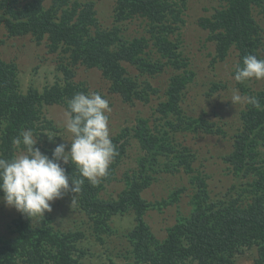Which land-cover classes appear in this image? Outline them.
Wrapping results in <instances>:
<instances>
[{
	"label": "trees",
	"instance_id": "obj_1",
	"mask_svg": "<svg viewBox=\"0 0 264 264\" xmlns=\"http://www.w3.org/2000/svg\"><path fill=\"white\" fill-rule=\"evenodd\" d=\"M222 1L224 5L213 16L200 19L216 41L215 60L226 59L232 47L239 51L241 66L243 57L249 53L264 58L260 50L261 27L253 13L254 7L264 11V0ZM45 2L0 0V29L4 28L9 37L31 35L38 44L46 40L49 51L59 58L64 74L62 83L45 87L42 92L34 86L23 92L18 63L0 57V157L17 154L12 141L26 129L33 130L39 138L36 146L51 156L52 149L63 143L58 134L63 127L45 116L43 107L63 104L68 110V101L74 94L89 90L87 81L76 79V67L99 68L108 79L107 89L120 95L125 103L133 105L137 100L149 103L159 98L152 106V117L138 116L135 125L111 136L119 154L109 174L96 185L87 179L82 185L77 199L93 220L97 237L103 238L100 234L111 229L115 215L134 211L136 224L127 237L136 264H234L232 257L240 246L256 243L258 257L254 264H264V156L260 151L264 147V110L251 105L241 111L244 126L234 134V150L223 157L237 173L251 176L250 182L233 184L226 199L215 200L206 174L197 172L189 181L197 188L190 201V212L167 227L164 239L157 237L146 220L150 209L161 210L168 202L144 198V191L153 183L152 171L175 172L184 167L187 172H195V154L182 142L174 141L177 134L192 129L225 133L216 122L188 115L182 106L185 91L196 73L189 60L182 57L180 44L172 34L185 23L183 14L188 0H117L116 25L110 29L100 26L95 0H52L49 6ZM135 17L147 22L150 38L127 39L122 34L121 22ZM5 42L0 36V45ZM154 50L159 55L149 54ZM127 62L150 76L170 70L173 74L164 89L151 82L142 85L126 66ZM222 85L216 82L213 86L218 89ZM243 89L248 92L246 87ZM250 95L258 97L264 109V90ZM131 136L144 153L138 156L132 173H125V188L118 197L105 198L102 195L105 182L115 178L118 166L132 146ZM64 167L70 177L80 178L71 163ZM186 189V186L177 189V198ZM13 225L7 227L9 236L0 237V264H19L21 258L27 264H81L82 252L79 254L76 242L84 236L82 231L57 232L46 222L35 227L23 214L14 219ZM109 264L124 263L110 260Z\"/></svg>",
	"mask_w": 264,
	"mask_h": 264
},
{
	"label": "rangeland",
	"instance_id": "obj_2",
	"mask_svg": "<svg viewBox=\"0 0 264 264\" xmlns=\"http://www.w3.org/2000/svg\"><path fill=\"white\" fill-rule=\"evenodd\" d=\"M52 0H46L45 5L49 6ZM97 2L98 17L100 26L112 28L116 25L115 8L117 0H95ZM224 5L222 0H188L187 9L184 10L185 23L172 34V37L180 44L182 57L187 58L189 66L193 68L196 75L185 91L182 100L184 111L196 118H207L216 122L225 133H209L202 130L188 131L177 134L174 141H180L195 154L193 165L194 173L187 172L184 167L175 172L152 171L154 175L152 185L147 188L143 196L148 201H159L166 199V207L150 209L146 220L153 231L161 240L167 236V227L174 225L179 216L187 215L192 207L191 199L196 193V186L190 185L191 175L199 172L205 173L209 183L210 194L215 200L226 199L233 184H248L251 176L237 173L234 167L226 160L224 155L234 150V134L244 126L241 111L247 104H237L230 101L232 92L239 90L241 95L249 96L252 92L264 90V80L251 79L244 83L234 80V67L239 61V51L232 47L229 55L224 60H215L217 54L216 41L211 38L209 29L200 24L202 17H211ZM253 13L261 27L263 44L260 48L264 56V11L260 7H254ZM122 34L131 39L135 36L150 38L149 26L141 17L122 21ZM0 36L6 42L0 45V57L7 61H16L19 66V81L23 92H27L31 86L41 92L45 87L55 83H62L63 71L60 68L59 58L56 53L49 51L46 40L38 44L31 35L9 37L4 28L0 29ZM151 45L154 46L153 40ZM150 49V48H148ZM152 56L159 55L156 50L149 52ZM126 66L135 76L138 82L145 85L151 82L155 87L164 89L173 71H166L155 75H148L127 62ZM76 79L85 80L89 84V92H98L109 101L111 111L109 116L110 135L121 132L125 127H132L137 122L138 116L152 117V106L158 98H153L149 103L137 100L133 105L125 103L120 95L110 92L107 88L108 79L102 74L99 68H86L85 65L76 67ZM216 82L223 85L218 89L214 88ZM243 87L248 89L245 92ZM67 108L63 104H52L43 107V112L48 118H52L57 125L63 127L60 135V142L66 145V151L70 150L72 135L65 129ZM132 146L128 148L127 154L123 157L117 168V173L112 181H106V187L102 195L107 197H118L125 188V173H132V167L137 165L138 156L144 151L135 137H130ZM42 152H44L41 149ZM264 156V147H260ZM45 153V152H44ZM137 160V161H136ZM182 186L187 189L180 193L177 198L176 191ZM0 195V237L6 238L7 227L14 224V219L21 213L15 208H10L2 202ZM52 211L45 213L44 217L34 218L33 226H44L47 223L57 232L82 231L84 236L76 245L81 254V264H109L114 260L124 264H136L131 251L127 233L135 224L134 211L117 214L111 221V229L102 232L103 238L97 237V232L90 219L80 205V200L72 206V197L66 195L56 200L52 205ZM14 226V225H13ZM17 235V233H15ZM14 234V235H15ZM49 246V245H45ZM48 253V252H47ZM258 257V245H243L236 251L232 260L234 264H254ZM49 258V255H47ZM21 258L19 264H27ZM196 263H198L196 261ZM50 264H53L50 262ZM138 264H151L139 262Z\"/></svg>",
	"mask_w": 264,
	"mask_h": 264
},
{
	"label": "clouds",
	"instance_id": "obj_3",
	"mask_svg": "<svg viewBox=\"0 0 264 264\" xmlns=\"http://www.w3.org/2000/svg\"><path fill=\"white\" fill-rule=\"evenodd\" d=\"M242 65L234 67V80H264V58L249 53L243 57ZM230 101L234 106L248 104L264 110L256 96L241 95L234 90ZM109 101L98 92H78L68 101L65 129L72 135L70 150L57 144L51 156L42 152L32 129L21 130L12 143L18 149L10 158L0 157V193L2 202L15 208L32 221L51 212L53 203L72 196V206L82 191L85 179L92 185L109 174L115 157L119 154L110 135ZM49 140L53 138L49 137ZM71 165L79 173L77 178L69 176L64 165ZM71 181V182H70Z\"/></svg>",
	"mask_w": 264,
	"mask_h": 264
}]
</instances>
